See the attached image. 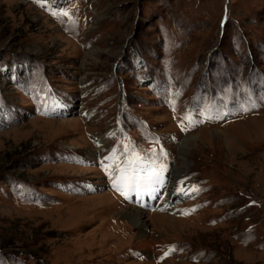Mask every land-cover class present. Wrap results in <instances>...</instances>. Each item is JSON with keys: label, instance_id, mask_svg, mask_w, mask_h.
<instances>
[{"label": "rangeland", "instance_id": "1", "mask_svg": "<svg viewBox=\"0 0 264 264\" xmlns=\"http://www.w3.org/2000/svg\"><path fill=\"white\" fill-rule=\"evenodd\" d=\"M0 264H264V0H0Z\"/></svg>", "mask_w": 264, "mask_h": 264}, {"label": "bare ground", "instance_id": "2", "mask_svg": "<svg viewBox=\"0 0 264 264\" xmlns=\"http://www.w3.org/2000/svg\"><path fill=\"white\" fill-rule=\"evenodd\" d=\"M186 147H187V142L186 140L182 143L181 147L179 148L178 153L180 154V157L183 158L185 151H186ZM185 159V158H184ZM183 160V159H182ZM178 172L177 167L175 166L172 169V173L176 174ZM180 172V171H179ZM173 176V175H172ZM167 195V194H166ZM166 195L164 197V199L166 198ZM167 198H169V195L167 196ZM167 200V199H166ZM124 215H126L134 224H136L139 228L142 229L143 227V223L141 222L140 219V215H141V211L137 210V209H132L131 211H124ZM145 243V242H144ZM142 245V244H141ZM144 245V244H143Z\"/></svg>", "mask_w": 264, "mask_h": 264}, {"label": "snow or ice", "instance_id": "3", "mask_svg": "<svg viewBox=\"0 0 264 264\" xmlns=\"http://www.w3.org/2000/svg\"><path fill=\"white\" fill-rule=\"evenodd\" d=\"M152 176L155 177L157 180H159L160 173H156V172H154V173H152ZM150 178H152V177H150ZM125 179H126V181H127V183H128L129 185L135 182V178H134V177H126ZM118 190H119V189H118ZM122 194L125 195V198H126V199L128 198L126 192H123V191H122Z\"/></svg>", "mask_w": 264, "mask_h": 264}]
</instances>
